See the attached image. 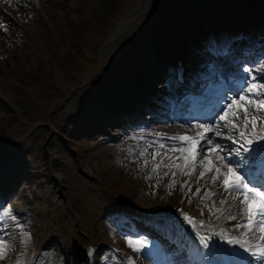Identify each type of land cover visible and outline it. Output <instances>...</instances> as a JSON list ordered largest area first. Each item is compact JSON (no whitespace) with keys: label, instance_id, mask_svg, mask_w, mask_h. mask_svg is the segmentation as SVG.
<instances>
[{"label":"rangeland","instance_id":"rangeland-1","mask_svg":"<svg viewBox=\"0 0 264 264\" xmlns=\"http://www.w3.org/2000/svg\"><path fill=\"white\" fill-rule=\"evenodd\" d=\"M6 2L12 4V7L9 6L10 13L3 9ZM98 2L99 0H0V139L4 142L0 146V171L10 174L0 182V241L6 246V255L0 258V264H16L18 261L32 264L22 259L23 252H31L32 247L35 259L52 245L63 256L79 259V264H100L105 253H112L118 258L122 251L127 258L123 262L117 259L118 263L132 264L128 256L138 257L144 252L146 254L147 248L154 249L152 256L165 253L167 258L176 253L173 251L174 247L170 248L168 239L162 235L173 236L174 229L164 217L175 210L178 212L180 208L205 220L207 226L218 224L214 230L216 235L212 236L215 239H209L212 243H216V238L229 237L231 240L233 237L235 240L247 239L249 243L256 244L258 240L252 238V233L245 236V229L234 227L238 222H244L240 218L244 205L242 208L241 204L238 205L240 198L233 199L237 194L225 193L223 178L212 183L211 177L216 174L215 169L206 172L203 178L200 173L205 170L208 159L216 167H220L221 171H226L216 159V154L206 151L216 144L223 148L220 155L225 157V163L233 169H243L237 172L238 175L244 176L246 172H250L247 157L240 148L242 143L235 139L236 133L231 134L230 140L227 138L230 134L218 128L224 124L220 116L233 100L239 102L240 95L253 100L259 99L246 89L241 91V88L245 85V79L250 80L251 76L257 77V85L264 83V25H259L256 32L258 36L248 34L251 35V43L245 46L247 49H257L259 53L232 57L222 65L214 63L216 67L209 64L205 56L194 57L191 70L196 72L198 80L192 79L191 85L196 96L200 94L197 98L218 100L219 110L215 111L214 119L210 122L202 121L194 111L191 112L196 116L187 118L193 102L184 95L179 100L171 98V102H167L166 98L171 96L174 82L168 80L166 71L160 70L159 73L149 72L153 78L148 90L157 95L153 97L149 94V98L155 101L151 99L150 104L144 103L146 107L129 109L119 119L111 114L109 122L100 124L92 131L87 130L82 123V115L98 106L97 103L105 97L104 88L108 90V95L112 91L109 86L117 84L119 91V86L124 83L123 79H130L136 65L140 64L149 71L152 66L147 60L154 50L162 46L160 38L163 29L165 32L169 31L172 25L173 31L179 33L188 18L200 20V15L204 14L198 12L204 11L214 18L216 15L213 14V9L219 14L223 13V20L218 18V21L229 19L227 14L242 21L244 15L252 16L251 0H121L110 28L104 34L89 33L83 43L81 60L74 68L68 69L62 63L72 43L68 22L78 23L81 11H91ZM260 12L264 14V7ZM263 14L257 13L258 23H262L260 19ZM210 20L209 23L212 24L217 22ZM150 43L155 45L153 49L147 48ZM142 54L147 55L146 60H141ZM245 68L251 71H243ZM39 73L54 79L58 90L62 92V101L50 110L49 100L53 96L51 92L44 93L37 86L27 88L25 84L18 82L19 79L26 80ZM231 74L236 78H228ZM206 79L213 84V88L207 86ZM226 83L228 87L223 88ZM18 86L27 91V100L31 106L26 110L15 107L16 98L12 90ZM159 91L161 95L157 94ZM2 103L13 106L11 110L17 114L15 123H12L13 118L5 112ZM239 105L247 106V101L239 102ZM74 106L79 107L78 112H74ZM177 107L181 109V123L171 122L170 125L192 127V122H197L199 126L211 124L213 129L205 133V137L212 139L213 144L200 147L199 162L202 157L208 159L199 166L200 169L193 171L188 180L166 185L164 177L157 175L158 170L153 173V168L143 165L142 160H146V154L130 156L128 161H124L121 146L127 144L130 136L139 132L153 131L152 133L159 135L168 125L164 121L169 117V108ZM203 108L204 105L200 107V111L207 114L206 111L203 112ZM252 108L254 105L249 108V119L253 115ZM230 112L240 115L241 120L237 122L242 125L244 107L233 105ZM154 116H160L159 123L154 121ZM256 117L255 131L260 133L264 129V117L259 113ZM70 118H73L70 122L71 129L63 130L64 122ZM237 128L247 135L252 131L250 123L247 129ZM52 129L67 140L53 138L46 151L48 162L50 160V164H47L43 148L46 144V132ZM213 130H218L221 134L217 136V131ZM237 133L239 135L240 131ZM178 148L179 146H165L163 151L178 156ZM233 148L240 149L238 161L241 159L242 163L235 162V151L233 154L228 151ZM148 150L153 152L150 146H147ZM152 159L151 156L147 160ZM124 162L127 163V169L122 167ZM232 178L233 176H229V180ZM193 189H200L201 194L196 195ZM204 193H208L207 198H202ZM45 198H49V205L43 202ZM122 201L125 206L121 204ZM116 205L121 208L118 215H107L99 210ZM237 205L239 212L236 210ZM217 209H223V212H217ZM96 212H99V216ZM230 215L237 219L229 220ZM116 216L123 218L120 219L122 223H118L119 217ZM14 218L26 232L15 230ZM101 223L111 228L110 233L116 232L115 239L89 238L90 232ZM112 223L120 229L113 227ZM124 223L132 225L133 232L124 230L128 229H123L126 226ZM31 224L34 228L30 227ZM45 224H48L49 232L43 236ZM151 224L160 228L162 233L153 230ZM200 231L203 237H208L205 230ZM108 235L109 233L105 236ZM22 238L26 240L25 245L22 244ZM129 240L140 241L143 247L136 245L140 250L134 251L128 244ZM110 247H114L115 252ZM181 253L179 257L183 260L186 255ZM247 256L245 264H264L257 261L250 251ZM166 258L153 260L158 264H173V260ZM144 263L151 264L147 256L142 258V264ZM182 263L187 264L186 261ZM188 264H192L191 261ZM195 264L200 263L196 261Z\"/></svg>","mask_w":264,"mask_h":264},{"label":"bare ground","instance_id":"bare-ground-1","mask_svg":"<svg viewBox=\"0 0 264 264\" xmlns=\"http://www.w3.org/2000/svg\"><path fill=\"white\" fill-rule=\"evenodd\" d=\"M260 1H262V0H259L258 2H260ZM5 4L6 5L3 6L4 11L10 13V9L12 7V4L9 2H6ZM10 5H11V7L9 8ZM263 7H264V4L260 5V7H257V13L259 12V14H263V12H260V11H262ZM212 12H213V14H218V15H216L214 18L212 17L211 19L218 22V20H219L218 18H221V19L223 18V15H222L223 13L219 14L218 11L214 10V9L212 10ZM257 13H254L255 18H253V20H249L248 14L244 15L242 21L235 19L231 14L230 15L227 14V16H228L227 18H231V17L234 18V19H232V25L234 26V29H236L238 31V36H240L241 33L248 32L247 28L251 26L250 25L251 23L257 25V23H256V21L258 20ZM209 18L210 17H208L207 13H205L204 15H200L201 20L209 22ZM228 23H229L228 19L221 22L223 28H227L226 29L227 34H225V37L231 38V36L233 35L234 32H233V30L230 29V27L228 26ZM256 25H253L252 27L256 28ZM255 31L257 32L258 30L255 29ZM161 36H162L161 40L164 43L163 46H165L163 48L164 49L169 48L171 50V48H170L171 44L169 42V39H167L168 34L165 33L164 29L161 32ZM232 42H233V40L226 43L227 50H228V51H225L226 56H230V55H234V56L238 55L239 56L240 53H243L245 55L246 54L252 55L254 53H259V51L257 49L256 50L255 49H247L245 47L247 45H246V43H244L243 39L238 40L235 43H232ZM154 46L155 45H153V43H150V45H147V48L153 49ZM231 48H235L236 51L231 53L229 51ZM151 49L146 51V53L151 51ZM169 54H170L171 59L172 58L175 59V55L173 54L172 51H170ZM211 57L217 64L220 65L219 62H220V60L222 61V58L219 56V53L217 52L216 49L212 52ZM146 58H147V55L142 54L141 60H146ZM147 61H148V64L152 66L151 68H149L150 72H151V70H152V73L153 72L154 73L160 72V67H159L160 65L158 64L157 59L154 57V54H152L150 57H148ZM228 78L234 79L236 77L234 76V74H231L228 76ZM148 87H149L148 85H144V86L140 87L139 91H133L135 98H139L141 93L147 92ZM227 87L228 86L226 83L225 87H223V88H227ZM107 99L108 98L103 99V102H105ZM222 100H225V99H222ZM201 101L205 104V106L203 108V112L206 111L207 114L202 113L198 109H193V111H195L198 118H201L202 120H204V122H210V120L214 119L213 115L215 114V111L219 110L217 108L218 107V105H217L218 100L216 98H213V99L201 100ZM124 104H125V110L128 109L127 101H124ZM77 107L78 106H74V108H75L74 112H76V111L78 112L79 107L78 108ZM232 107H233V105H232ZM231 108H228L226 110V111H229V119H233L232 113L230 112ZM169 109H170L169 117H166L165 121H164V123H167L168 125H166L164 127V129L161 130L160 135L156 136L154 133H148V132H144V131L139 132L137 135H135L133 137L130 136V138L127 140V144H124L121 146L122 151H124L123 152L124 161L125 160L128 161L130 159V156L138 155L141 152H144L146 154V157H145L146 160H144V159L142 160L144 162V164H143L144 166L146 164L149 168L154 169L159 164L160 167L157 169L158 170L157 175L164 177L163 181L166 185L173 184V181H175V183H176L179 180H185V179L188 180L189 177H188V175H186V173L193 171V167L195 170L200 168L199 166L201 165V163L198 160L199 148L201 146H207L208 144L206 143L205 140H201L200 144H198V145H191L187 141H184L185 142L184 145L182 147L178 148L179 151H180V149H184V151L183 152L180 151L178 156H176L172 153H167V151H163L164 147H161V145H163V146H166L165 144L172 145L171 141L175 140V142H176L177 139H173V138L178 137V136H188V137L198 138L197 137L198 133H202L205 136V133H207L204 131L205 128L213 129L211 124L209 126L208 125L207 126L206 125L199 126L196 122L190 123V125L192 127H182V126H177V125L171 126L170 125L171 122L181 123V121L179 120L180 112H179V109H174V108H169ZM189 114L194 115V113L191 111H189ZM223 114H224V112H223ZM91 115H93L97 118L101 117L99 111H96L94 108L91 111H89V113L82 115V117L83 118L89 117ZM154 117H156V118H154V121L159 123L160 116H154ZM160 121L163 122V120H160ZM221 122L224 123V121H221ZM236 123L239 125V123L237 121H236ZM218 129L220 131L226 133V134L236 133V135H234L235 139L240 140L237 131L241 132L242 129L235 128L230 133L229 128L223 127V124L220 125V127ZM155 130H158V129H155ZM213 131H218V130H213ZM250 134H251V132H250ZM240 141L242 142L244 147H251L252 146V145L251 146L247 145L245 143V141H243V140H240ZM141 142H144L146 145L142 144ZM255 142L256 141H254L253 144ZM147 146H150V148H152L153 152L149 151V150L147 151ZM189 150H195L198 153L195 161H193L191 159V155H189ZM186 151H187V153H186ZM228 151L231 154H233L235 151V148H233V150H228ZM244 152L247 153L246 151H244ZM153 153L156 155H154ZM151 156L153 157V159L147 160ZM238 157L239 156L237 155L236 159H235L236 161H238ZM239 161H243V160L240 159ZM175 164H179L181 167L179 169H177L174 166ZM122 167L127 169V163L124 162ZM254 169H256V168H253L252 170H254ZM165 173H167V175H165ZM171 173H176V175L173 176V175H171ZM254 175L257 177L260 176L259 173H254ZM234 179L235 178L233 177L232 180H234ZM0 182H2V177H0ZM249 186L251 187L252 185H249ZM7 194L9 195L10 192ZM238 198L241 199L243 197L239 196ZM43 202L46 205H49V198H45L43 200ZM121 204L123 205L124 203L121 202ZM103 205H104V203H103ZM238 205H240V203ZM238 205H237V209H236L237 211H238ZM242 206L243 205L241 204V208H242ZM119 207L120 206L116 205V206H113L112 208L103 207L99 210L100 211L103 210V212L107 213V215L112 214L114 216V215L119 214L118 213L120 211ZM253 207H258V203H254ZM23 209H25V208H23ZM95 214L97 216H99V212H96ZM241 216L242 215H240V218H241ZM116 217H118V216H116ZM120 219H121V216H120V218H118V223H122L120 221ZM165 219L167 221H169L172 225H175L176 228H174V229L181 236L180 239H182V241L184 240L183 242L191 244V248L189 251L190 253L188 256L189 259H190V257H194L196 259V257L198 256L200 259L205 258L207 261V264L220 263V261L217 260L215 257V250H212L208 243H206L205 241H202V239H201L202 237L199 235V231L197 230V228H195L191 223H189L188 220H186L184 218L183 213H177V212L173 211L172 213H169L165 217ZM111 225H113V227L118 228V230L120 229V227H117L115 225V223H112ZM30 227L34 228L32 226V224L30 225ZM150 227L153 228V230H157L158 232L162 233V230L160 228H156L153 224H151ZM124 228H128V231H130V232H133V230H134V228H132L130 226H124L123 229ZM109 230H111V228H109L108 226H104L103 223H101L100 226L96 227V229L94 231L90 232V234L88 236L91 239H95L98 237H100V238L104 237L105 239H110L112 241L116 237L115 236L116 232L110 233ZM124 230H127V229H124ZM212 230H213V228H210V229L207 228V232H209V233H212ZM48 232H49V226H48V224H45V230L43 231V236H46V234ZM107 233H109V235L105 236V235H107ZM179 235L173 234V236L169 237L170 238L169 243L171 244L170 248L174 247V252L178 253V254L180 252L185 251V245L182 244L181 241H179L180 240L178 237ZM164 236H165V234H164ZM60 237L62 240H64L63 236H60ZM40 239H41V236H39L38 240H40ZM205 244L207 245L206 247H205ZM50 245H52V244H50ZM190 254H192V256ZM193 254H194V256H193ZM61 255L62 254L58 252L56 247L52 245L49 250L45 251L44 253L39 255L34 260V264H79L77 259L68 258V257H65L63 255L61 256ZM125 255H126V253H124L123 251L121 252L120 255H118L119 256L118 258L115 257L114 254H112V253H105V256L102 258V260H105L103 262L104 264H120V263H118L117 259H119ZM21 256H23L22 259L32 260L31 252L30 253L23 252V254ZM128 258L132 260V264H142V258L144 259L146 257L143 254H140V256H138V257H134L133 255H131L130 257L128 256ZM102 260H100L99 262L101 263ZM182 262L183 261L181 260L180 264H183ZM16 264H22V263H21V261H18V262H16Z\"/></svg>","mask_w":264,"mask_h":264},{"label":"snow or ice","instance_id":"snow-or-ice-1","mask_svg":"<svg viewBox=\"0 0 264 264\" xmlns=\"http://www.w3.org/2000/svg\"><path fill=\"white\" fill-rule=\"evenodd\" d=\"M245 72H250V69H243ZM257 80L256 76H251L250 80L247 78L245 79V85L243 88H241V91H246L250 94H252L255 97H259L258 100H253L250 97H246L245 95L239 96V102L247 101V106L239 105V102L236 100H233L231 104L228 105L229 108L232 107V105H238L244 107V116H243V124L238 125L236 121L241 120L240 115L237 112L232 113L233 119H229V112L224 111V114L220 116V120L224 121L223 127L229 128V132L237 127H243L247 129L249 123L251 124V134L247 135L244 131H241L239 133V139L245 141V143L249 146L253 144L254 141H264V129L261 130L260 133H257L255 131L256 129V114L259 113L261 117H264V83H261L257 85L255 81ZM254 105V108H252L253 115L249 119V108L250 106ZM205 132L212 131L211 128H205ZM221 133L219 131L216 132V135L219 136ZM198 138L195 137H188V136H178L174 137L173 139H177L180 141H187L191 145H198L200 144L201 140H205L208 145H212L213 141L212 139H209L205 137L202 133L197 134ZM228 139H232L231 134L227 137ZM236 141L234 140L233 143ZM163 147V145H161ZM244 151L246 152H252L256 149H253L251 147H244L241 145ZM175 151V149H173ZM181 152L184 151V149H180ZM209 153H215L216 159L220 161L221 165L223 166L226 171H221L220 167H216V165L213 164V162L208 159L207 157H202L200 160V163L203 164L205 159H208V164L205 167V170L200 173V177L203 178L206 172H212L213 169H215V175L211 177L212 183H216L220 178H223V188L225 193L231 194L236 193V196H233V199H237L239 196H242L243 198L239 200L240 204L244 205V208L241 210V218L244 221L243 223H237L234 225L237 229H245L243 235L247 236L248 233H252V238L258 240L256 244H250L248 240H232L230 243H237L240 244L242 248L245 249V251H250L251 255L255 257L257 261L264 262V174L260 176H255L251 172H246L244 176L238 175V171H243V169H233L229 166L228 163H225V157L220 155V152L223 151V148L216 144L214 147H209L206 149ZM236 154L239 155L240 149H236ZM145 153L141 152L140 155L143 156ZM158 154V153H157ZM197 152L195 150L191 153V159L193 161L196 160ZM179 158V157H178ZM236 163L240 164L242 161H236ZM177 169H179L181 166L179 164L174 165ZM160 167L158 164L156 168H154L152 171L155 173L157 169ZM193 167V171H194ZM167 175V173H165ZM173 176L176 175V173H172ZM186 175L191 176L192 172L186 173ZM229 176H233L235 179L232 183L229 182ZM175 184V181H173V185ZM249 185H252L249 187ZM191 191V189H189ZM196 195H200V189H196L195 192ZM208 193H204L202 198H207ZM223 203V201H222ZM254 203H258V207H253ZM211 211V209H210ZM217 212H223V209H217ZM185 219L189 221V223H192L191 218L185 216ZM229 220H236L237 217L234 215H230L228 217ZM203 241V238H201ZM128 244L130 247H133L134 251H139L140 247H143L140 241H132L129 240ZM136 245H140V247H136ZM207 245L205 244V247ZM255 249V250H253ZM4 255H6V246L3 245V242L0 241V258H3Z\"/></svg>","mask_w":264,"mask_h":264},{"label":"trees","instance_id":"trees-1","mask_svg":"<svg viewBox=\"0 0 264 264\" xmlns=\"http://www.w3.org/2000/svg\"><path fill=\"white\" fill-rule=\"evenodd\" d=\"M120 2L121 0H99L97 5L90 12H85L80 15V21L78 24H68V29L70 30V35L73 37V41L71 43L69 52L62 61V63L67 66L68 69L74 68L77 62L81 59L83 43L87 38L89 32L99 34L105 33V31L109 27L110 20L119 10ZM183 32L187 37L191 36V38H202V35L199 34V32L191 26H185L183 28ZM187 43L188 40H186V38L180 39L179 49L181 52L184 51L183 53H186L185 45H188ZM41 80H44L45 82ZM51 80L52 79L49 76L43 73H39L38 75L28 77L26 80L19 79L18 82L20 84H25L27 88H36L37 86L40 87L41 91H43L44 93L51 92L53 95V99H50L49 101L53 102L55 98L58 97L59 93L54 82ZM12 92L14 97L16 98L15 102L17 108L26 109L27 107L31 106V103L27 100V91L22 89L21 86L13 88ZM47 95L51 96L50 94ZM2 107L5 108V112L9 114L11 118H13L12 121H15V112L4 103H2Z\"/></svg>","mask_w":264,"mask_h":264}]
</instances>
